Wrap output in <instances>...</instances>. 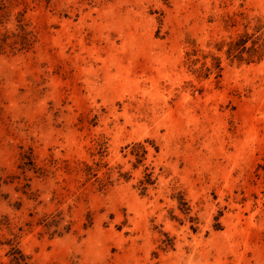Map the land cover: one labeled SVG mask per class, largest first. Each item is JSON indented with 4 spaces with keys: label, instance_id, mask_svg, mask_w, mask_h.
I'll use <instances>...</instances> for the list:
<instances>
[{
    "label": "rangeland",
    "instance_id": "rangeland-1",
    "mask_svg": "<svg viewBox=\"0 0 264 264\" xmlns=\"http://www.w3.org/2000/svg\"><path fill=\"white\" fill-rule=\"evenodd\" d=\"M18 18L0 264H264V0H0V33ZM244 33L258 53L218 50Z\"/></svg>",
    "mask_w": 264,
    "mask_h": 264
},
{
    "label": "trees",
    "instance_id": "trees-1",
    "mask_svg": "<svg viewBox=\"0 0 264 264\" xmlns=\"http://www.w3.org/2000/svg\"><path fill=\"white\" fill-rule=\"evenodd\" d=\"M17 22L18 23L16 25V30L14 32L5 31L3 33H0V50H4L7 47L10 48L11 50L28 49L32 45L35 38L34 34L31 31L27 30L26 24L23 23V20L21 18H18ZM248 40H250V36L247 33H244L235 40H231L226 43L224 42L220 43L218 45V50H221L223 45H226L227 57L230 59H238L239 61H241L243 60L242 54L245 51L249 53V58H250L251 54L258 53L260 50L259 45L255 47V45L257 44L256 41H253L252 46L246 48V42ZM204 58H206V56H204ZM211 59H212V65L205 66V64L202 63L200 67V71L203 72L205 75H208L212 72V70H217L218 71L217 76H219V73L222 70L220 66V59L212 55H211ZM195 62L196 60L187 59V63L189 64V66L193 65ZM95 164L98 165L97 163ZM84 170L87 180L93 178L96 182L99 183L100 187L106 185L107 181L105 182V180L97 177V173H96L97 169H95L93 166L84 163ZM52 217L54 216H44L39 224H43V226L46 228H50L51 226H58L57 225L58 221H56ZM8 254L9 256H11V260H10L11 263L27 264V262L25 261L26 257L13 244H10V250Z\"/></svg>",
    "mask_w": 264,
    "mask_h": 264
}]
</instances>
